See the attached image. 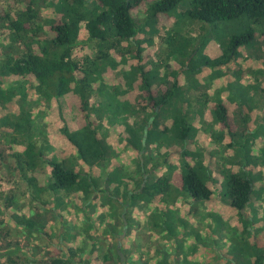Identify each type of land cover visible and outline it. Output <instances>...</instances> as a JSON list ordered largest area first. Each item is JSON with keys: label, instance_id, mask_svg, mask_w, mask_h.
I'll list each match as a JSON object with an SVG mask.
<instances>
[{"label": "trees", "instance_id": "16d2710c", "mask_svg": "<svg viewBox=\"0 0 264 264\" xmlns=\"http://www.w3.org/2000/svg\"><path fill=\"white\" fill-rule=\"evenodd\" d=\"M184 1L19 0L15 2L19 5H14V8H1L0 28L4 31L3 42L6 45L0 49V108L7 107L18 98L20 112L14 111L19 112L15 115H0V167L7 166L12 174L23 181L26 186L23 194L28 195L32 204L39 210L38 214L34 213L31 217L27 216L24 210L19 211V208L16 212L11 211L14 209L13 205L21 203L17 193L10 189L14 193H7L0 206L18 227L21 226L30 233H37L40 237L45 235L52 239L51 227L47 226L44 216L39 214L41 210L46 211L45 214L52 212L55 215L48 206L54 204L56 208H60L69 199H74L73 197L82 201L83 207H89L95 203L97 195L105 194L111 203H117L121 208L119 218L123 220V225L129 224L127 212L130 208L149 205L146 209L149 210L152 230L156 234L166 233L170 238H175L177 245L186 247V242L178 240L176 223H180L179 227L183 232L189 223L176 204L179 200L185 201L189 206L188 216L191 217L195 214V207L211 201L217 189L210 187L212 170L203 163H198L196 152L186 148L177 153L178 157L180 155V166L172 176L160 175L151 180V171H148L147 164L151 146L153 150L157 149L156 154L149 155L151 158L156 160L159 156H169L163 141L167 134L172 133L173 139L187 143V146L197 138L196 130L187 124L183 111L185 107L181 106L178 110L171 108L174 97L181 95L183 87L180 85L179 71L184 66H188V71L194 69L196 49L189 56H182L180 64L184 66L169 72L168 78H164L153 59L157 52L154 37L160 26H164V17L169 19ZM187 6L185 16L193 21L218 24L242 17H247L253 25L264 21V0H189ZM46 9L51 10L57 17L51 20L43 19ZM173 19L174 17H171L167 20L165 27L178 26L177 21L174 22ZM83 23L89 35L85 43L90 44L95 53L80 62L74 59V51L82 44L80 31ZM254 33L255 30L250 28L248 36L240 42L249 41ZM172 37L173 35L167 34V37L161 38L166 45L165 59L169 60H173L174 54L178 52V48L173 49ZM233 42H229L219 59H231L234 52ZM34 45L37 46L36 49ZM207 61L209 64L220 62L217 59ZM152 64H155L156 68ZM169 78L172 80L170 86L167 85L169 81L164 82ZM12 80L16 81L14 85L6 87V81ZM136 91L141 92V95H135ZM127 94L134 96L132 99H124ZM62 97L77 98L82 111L83 120L77 130L71 131L65 124H62L60 129V136L71 151H76L74 157L68 156L66 150L54 149L53 142L48 138L42 143H38L34 138L35 122L29 108L44 104L45 106L41 107L48 110L49 103ZM93 98L100 111L107 109L104 115L115 122L112 128L124 129L117 131L118 140L123 146L138 153L134 168L125 164L126 162L122 163L103 181L101 177H96L92 170L101 168L102 164L109 160L115 143L108 144L95 127L96 119L90 116L95 105ZM140 98L146 103L142 104ZM219 100L213 106L212 116L220 129L211 132V138L218 148L229 137L230 141L225 147L230 149L237 133L228 107ZM29 102L31 107L27 108ZM165 108L171 117L170 124L160 130L159 122ZM146 111L151 113L145 118L139 117L137 121V115L146 114ZM98 115L101 119L102 115ZM3 136L8 138L10 145L3 147ZM50 152H53L52 156L49 155ZM160 160L163 159L159 158L157 162ZM166 161L165 158L153 167H160ZM224 173L226 175L225 171ZM109 186H113L114 194ZM119 186L123 190L122 196H119ZM219 191L228 207L240 218L243 217L251 199L252 181L243 175L227 174ZM211 217L217 223L222 222L224 218L222 214L216 213H212ZM64 222V219H61L59 223L62 226ZM87 222L88 227L97 229L95 223L90 225V222ZM72 227H67L66 234L75 238V243H69L67 250L53 245L55 254L39 260L28 254L27 259L23 260L20 254L16 253L17 247L8 243L0 248V251L6 254L0 264H109L111 260L114 264L107 252H100L101 246L94 235L81 229V233L86 234V237L80 242L76 239V233H69ZM109 227L115 230V226ZM246 229L241 233L244 234ZM195 233L192 234L195 242L189 246V249L193 248L191 253L198 250V246L206 251L217 252V249L199 233ZM0 234L1 237L2 233ZM251 246L252 251L254 250L251 251L252 264H264V253H259L257 245ZM151 250L155 254L152 258L155 264H180L178 260H172L164 254L159 244ZM26 252L30 253L31 250L26 249ZM84 252H88L91 257L96 253L94 257L101 262H89L82 257ZM196 253L191 257L194 261L191 264H209L205 257L201 262L194 260ZM138 254L133 258L136 261L143 258V254ZM187 257L185 256V262ZM116 258L117 264L129 263V260L122 261L118 253ZM215 262L236 264L233 258L226 255H216Z\"/></svg>", "mask_w": 264, "mask_h": 264}, {"label": "rangeland", "instance_id": "374dc122", "mask_svg": "<svg viewBox=\"0 0 264 264\" xmlns=\"http://www.w3.org/2000/svg\"><path fill=\"white\" fill-rule=\"evenodd\" d=\"M18 1L19 0H0V10L1 8H14V5H19V3H15ZM188 1L189 0H185L178 9L170 15L174 17L172 21H177L178 26L172 28H167L168 26L165 27V22L171 17H169V19L164 17V19H166L164 20V26H160V30L154 37L157 54H154L153 59L158 65V70L164 74V78H168L169 72L176 71L184 66L180 64L182 56H189V54L196 49V59L193 63L194 69L188 71V66H184L179 71L181 75L179 78L180 85L184 86L187 84L190 86L186 88L185 91L181 89V95L179 93L180 96L176 95L174 97V102L172 101L173 106L171 108L178 110L181 106L185 107L183 111L184 116H186L187 124L196 130L197 138L195 142L187 146V143L173 139L172 133L171 135L167 134L164 136L163 141H165L166 149H168L170 154L165 157L159 156L156 160L149 156L151 154H156L157 150H153L154 148L151 146L147 155V159H149L147 163L148 171H151L149 178L154 180L160 175L172 176L175 171H178L180 166V155L178 157L177 153L181 151V149L186 148L188 150H194L198 155V163H203L207 168L209 167V169H212L211 163L217 166L219 164L217 161L220 160L219 167L222 169V176L217 172V178L212 177L213 183L210 182V184L215 188L217 187L215 190V197L221 202L222 208L226 206L223 214L225 217L228 216L229 219H234L235 225L232 226L230 223H224L223 220L220 223L214 221L211 215L206 213H208V211H214L219 215L222 214V208H220V204L214 200L210 204H206L205 202L194 208L196 214L192 220L191 217L189 218L182 214L186 220H190V224L184 229V232L182 228L179 227L180 223H176L178 240L186 242V248L181 244L177 245L174 242L175 238H170L166 233L156 234V232L152 230L149 220V210L146 209L149 205L130 208L127 212L128 214L125 213V215L127 214L128 216L129 224L125 223V225H123V220L119 218L122 212L121 208H119L117 203H111L105 194H99L94 201L95 203L89 207H83L82 201H79L77 197H73L75 202L74 199H69L60 208H56L54 204L49 205L48 208L55 212V215H53L52 212L45 214L44 212L46 211L41 210L39 214L44 216V219L47 221V226L51 227L52 231L50 232L53 240L48 236L43 235L40 237L37 233H30L23 227H18L5 215V210L0 206V233H2L0 237V248L11 243L17 247L16 251L18 252L16 253H19L23 260L27 259L26 256H29L28 254L35 256L38 260L42 259V257L47 258L56 253L53 245L60 246L64 250H67L69 243H75V238L73 239L66 234L68 231L67 227L73 226L69 229V233H76V235H78L76 239L80 242L86 237V234L84 235V233H81V229H84L87 234L94 235V238H96L101 246L100 252H107L114 260V264H117L118 260L116 258V253L119 254V252L120 256H122V261L126 262L129 260L128 264H142L143 262L155 264L154 259H152L155 254L151 249L156 244H159L164 250V254H167L172 260L176 259L180 264H191L193 259H188V257L200 251L201 258L203 259L206 254L202 251L206 250L198 246V250L191 253L193 248L191 250L189 246H192L194 242H191L188 236L193 237L192 234L195 232H197L195 234L199 233L201 236V232H206L209 228H213L217 234V238L212 236L208 239L209 242H207L212 247L217 248L218 255L230 256V258L234 259L236 264H252L251 256L252 252H254V250L252 251V244L257 245L260 249L259 253H264V21L256 25H253L247 17L218 24L193 21L185 16V12L188 9ZM43 13V19L46 20L57 17L49 9H46ZM250 28L255 30L253 37L247 42H240V40H244V38L248 36ZM3 33V29L0 28V49L2 46L6 45L3 42ZM167 34L173 35L171 40L173 49L176 50V48H178V52L174 54L173 60L165 59L166 45L161 38L164 36L167 37ZM88 36V31L83 23L80 31L82 44L74 51V59L77 61L81 62L85 57L93 56L95 53L92 46L85 43ZM232 41H234L232 45L234 52L231 59H219V56L226 50L229 42ZM34 47L35 49L37 48L36 45H34ZM163 57L164 59H162ZM216 59L220 60V62L209 64L207 61H214ZM145 63L148 64V61ZM152 66L156 68L155 64H152ZM166 66L168 67L166 68ZM171 81L172 80L169 78V80H165L164 82H167V85L170 86L172 83ZM6 82L8 83L5 86L11 87L16 81L12 80ZM134 94L141 95V92L136 91ZM134 94H127L124 99H128V97L132 99ZM94 99L95 98H93V100ZM218 100L228 107L230 115L233 119H236L234 125L237 135L233 141V147L227 151L224 150L225 155H223L222 152L219 154L220 149H217L216 146L212 144L214 143L212 138L210 139V137L204 134H202V138H198L200 127L205 128L206 126V132L214 128V123L209 120L211 118L210 114H208L209 117H205L204 111L207 112L213 108ZM140 101L142 104L146 103L142 98H140ZM94 104V110L91 109L92 112L90 110V116L96 119L94 122L96 129L108 144L112 143V145H114L115 143L114 152L109 160L102 164L101 168H94L92 170L93 174H95L96 177H101L103 181L108 177L109 173L120 167L122 163L126 162L125 164L134 168L137 164L138 153L134 149L123 146L117 138V131H123L124 129L119 128L120 130H117L118 128H116L115 130L112 128L115 122H113L110 117L104 115V111L107 109L104 108V111H100L99 105L95 100ZM41 106L44 107L45 105L42 104ZM41 106L29 108L31 107V102H29L27 107L30 109L29 111L33 115V121L35 122L33 130L34 138L37 139L38 143H42L45 138H48L53 142L52 146L54 149H63L66 150L68 156H76V151H71V148L60 136V129L62 124L67 125L71 131H75L79 128L83 116L78 99L62 97L58 100H53L49 103L50 108L48 110ZM14 111L20 112L18 98H15L7 107L0 108V115H5L6 113L15 115L17 112ZM167 111L168 109L165 108L162 120L159 122L160 128L158 129L160 130H163L164 126H169L170 124L171 117ZM149 113L151 112L146 111V114L141 116L137 115V121L139 117L145 118ZM197 113H202V117H205L207 124L206 122L203 123L202 119H200L201 114L200 117L196 116ZM98 114L102 115L101 119L100 117L98 118ZM133 120L134 118H132V121ZM8 144V138L3 136V147ZM211 149L218 152L210 153ZM49 155L52 156L53 152H50ZM72 157L70 158L72 159ZM159 158L163 159L160 161H164L165 158L167 161L160 167H153L160 163V161L157 162ZM221 161L225 164L221 163ZM223 170L226 172V175L239 174L252 181L251 199L244 212V216L241 218L234 210L227 207L228 205L224 202L225 200L222 197L223 194L219 191V189H221L220 183V186H217V183L223 182L224 176H226ZM109 188L114 194L113 186L112 188L109 186ZM10 189L17 193L21 203L17 206L13 205L14 209L11 211L16 212L19 208V211L20 209L24 210L26 215L30 217L32 214L39 211L38 208L36 209V206L32 204L29 196L23 194L26 190L23 181L12 174L7 166H1L0 203L3 202L7 193H14ZM119 192V196H122L123 190L120 186ZM34 210H36V212ZM61 219L65 221L62 226L59 223ZM87 221L90 222V225L95 223L97 229L93 230L91 229L92 226L88 227ZM41 222H43V220ZM237 223H239L240 226H236ZM241 225L243 229L247 228L244 234H240L234 230L241 229ZM109 226H115V230H112L113 227L110 228ZM53 228L55 231H53ZM179 236H183V238H179ZM225 236L228 237L225 238ZM26 249H30L31 252L27 253ZM14 251L15 250H13V252ZM138 253L143 254V258L136 261L133 258L139 255ZM5 255L6 254L0 251V263ZM94 255L91 257L88 255V252H84L82 257L92 263L101 262L99 259L97 260ZM185 256H188L186 262ZM108 263L112 264L113 261L111 260V262Z\"/></svg>", "mask_w": 264, "mask_h": 264}, {"label": "crops", "instance_id": "0c3cea01", "mask_svg": "<svg viewBox=\"0 0 264 264\" xmlns=\"http://www.w3.org/2000/svg\"><path fill=\"white\" fill-rule=\"evenodd\" d=\"M190 86V85H189ZM187 84H185L183 87H182V89H184V91H185V89L186 88H188L189 87ZM183 91V92H184ZM220 93V92H219ZM221 94V93H220ZM212 109L213 108H211L209 111H204L205 113V117L206 116H208V114H210V119L209 120H211L213 123H214V128L212 129V130H208L209 132H206V126H205V128L204 127H200V131H199V133H198V138H202V134H204V135H206V136H208V137H210V139H211V132H217V131H219V125L218 124H216L215 122H214V120H213V116L211 115V113L213 112L212 111ZM230 112V111H229ZM203 113V112H202ZM202 113H197V115L196 116H198V117H200V114H201V117H200V119H202V122L203 123H205L206 122V124H207V120H205V117L203 118L202 117ZM17 114V113H16ZM231 116V115H230ZM231 118H232V120H233V122H235L236 121V119L234 118L233 119V117L231 116ZM203 119H204V121H203ZM209 124V123H208ZM236 131V130H235ZM229 141H230V138L229 137H227L225 140H224V144H220L219 145V147L217 148V146L215 145V143H212L214 146H216V148L217 149H220V151H219V154H220V152H222V154L223 155H225V152H224V150H228L225 146L229 143ZM223 147V148H222ZM211 152H218V151H216V150H212L211 149V151H210V153ZM219 164H220V160H218L217 161ZM207 163V162H206ZM221 163H224L223 161H221ZM219 164L217 165V166H214L212 163L210 164L211 165V170H212V173H213V177L214 178H217L216 176V173L218 172L220 175H221V173H222V169L219 167ZM225 164V163H224ZM224 170H225V168H224ZM223 170V171H224ZM222 176V175H221ZM221 179H222V177H221ZM218 182V181H217ZM213 183V182H212ZM219 183H220V185H221V183L222 182H218L217 184L219 185ZM219 185V186H220ZM210 187L211 188H213V185L212 184H210ZM216 190V189H215ZM215 197V195H214V198L211 200V201H209V202H207L206 204H210L213 200L214 201H216V202H218L219 204H220V208H222V206H221V202L220 201H218V199ZM219 198V197H218ZM176 206H177V208H179L182 212H183V214H185L187 217H189L190 215H189V212H188V204L185 202V201H183V200H179L178 201V203L176 204ZM225 207L226 206H224V208H222L221 209V211H222V215L224 216V218H223V221H224V223H230L232 226H234L235 225V223H234V219H229L228 218V216L227 217H225V215L223 214V211H225ZM228 207V206H227ZM220 208H218V209H220ZM209 210V209H208ZM211 213H216V212H214V211H208V213H206V214H209V215H211ZM196 214V213H195ZM195 214L194 215H191V220L195 217ZM189 215V216H188ZM206 216H208V215H206ZM209 217V216H208ZM190 218V217H189ZM188 221V223L190 224V220H187ZM236 226H240V224L239 223H237L236 224ZM242 226V225H241ZM222 227V226H221ZM234 230H236L238 233H240V234H242L241 233V231L243 230V226L241 227V229H234ZM202 234H201V236H202V238L204 239V240H206V241H208V239L209 238H211L212 236H215L216 238H217V234L215 233V230L213 229V228H209L208 229V231H206V232H201ZM232 234V233H231ZM231 236V235H230ZM188 237H190V239L189 240H191V242H195V238L194 237H191V236H188ZM228 236H225V238H227ZM207 238V239H206ZM209 242V241H208ZM187 246V245H186ZM218 247V246H217ZM187 248V247H186ZM217 249V248H216ZM204 254H206V256H205V259H208V263L209 264H216V262H215V259H216V255H218L217 254V252L215 251V250H213L212 252L211 251H202ZM214 255V256H213ZM192 256H190L189 258H191ZM229 258H230V256H229ZM232 259V258H231ZM194 260H197V261H202V258H201V254H200V251H197V253H196V255H195V257H194ZM192 262H194V261H192Z\"/></svg>", "mask_w": 264, "mask_h": 264}, {"label": "water", "instance_id": "95a60500", "mask_svg": "<svg viewBox=\"0 0 264 264\" xmlns=\"http://www.w3.org/2000/svg\"><path fill=\"white\" fill-rule=\"evenodd\" d=\"M119 255H120V252H119ZM121 258H122V256H121ZM123 260V259H122Z\"/></svg>", "mask_w": 264, "mask_h": 264}]
</instances>
